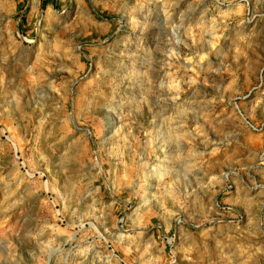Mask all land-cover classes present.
Listing matches in <instances>:
<instances>
[{
	"label": "clouds",
	"instance_id": "obj_1",
	"mask_svg": "<svg viewBox=\"0 0 264 264\" xmlns=\"http://www.w3.org/2000/svg\"><path fill=\"white\" fill-rule=\"evenodd\" d=\"M0 264H264V0H0Z\"/></svg>",
	"mask_w": 264,
	"mask_h": 264
},
{
	"label": "rangeland",
	"instance_id": "obj_2",
	"mask_svg": "<svg viewBox=\"0 0 264 264\" xmlns=\"http://www.w3.org/2000/svg\"><path fill=\"white\" fill-rule=\"evenodd\" d=\"M22 7V6H21ZM15 118V117H14Z\"/></svg>",
	"mask_w": 264,
	"mask_h": 264
}]
</instances>
